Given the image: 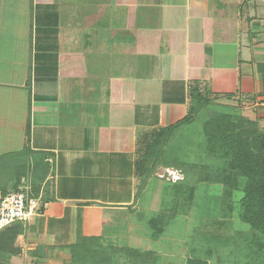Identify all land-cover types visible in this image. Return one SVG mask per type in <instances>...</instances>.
Returning a JSON list of instances; mask_svg holds the SVG:
<instances>
[{
    "label": "crops",
    "instance_id": "obj_1",
    "mask_svg": "<svg viewBox=\"0 0 264 264\" xmlns=\"http://www.w3.org/2000/svg\"><path fill=\"white\" fill-rule=\"evenodd\" d=\"M224 100L264 130V0H0V171L41 207L0 264L128 232L148 160Z\"/></svg>",
    "mask_w": 264,
    "mask_h": 264
},
{
    "label": "rangeland",
    "instance_id": "obj_2",
    "mask_svg": "<svg viewBox=\"0 0 264 264\" xmlns=\"http://www.w3.org/2000/svg\"><path fill=\"white\" fill-rule=\"evenodd\" d=\"M213 114L243 115L232 101L204 104L162 154L154 153L160 159L148 160L150 171L158 166L129 231L86 242L71 264H189L191 259L208 264H264L263 238L241 219L243 193L234 189L230 195L223 183L206 178L223 166L209 149L206 126ZM9 176L1 169L0 198L2 192L29 194L27 180L20 177L15 182V176ZM182 185L185 189L180 190ZM1 252L7 262L5 257L18 251L8 245Z\"/></svg>",
    "mask_w": 264,
    "mask_h": 264
},
{
    "label": "trees",
    "instance_id": "obj_3",
    "mask_svg": "<svg viewBox=\"0 0 264 264\" xmlns=\"http://www.w3.org/2000/svg\"><path fill=\"white\" fill-rule=\"evenodd\" d=\"M206 129L209 149L223 162L215 176L208 174L206 178L215 183H223L230 195L234 189L243 193L241 219L261 235L263 240L260 248L264 249V130L256 121L239 114H213ZM209 170L206 168V171ZM179 189L185 188L182 185ZM2 194L5 195L6 192ZM0 230V250L3 251L8 245L14 248L21 227L12 225ZM82 247L83 245L80 248ZM76 251L77 249L74 253ZM189 264L208 263L191 259Z\"/></svg>",
    "mask_w": 264,
    "mask_h": 264
},
{
    "label": "built area",
    "instance_id": "obj_4",
    "mask_svg": "<svg viewBox=\"0 0 264 264\" xmlns=\"http://www.w3.org/2000/svg\"><path fill=\"white\" fill-rule=\"evenodd\" d=\"M40 208L39 200L25 191L7 193L0 198V229L28 222Z\"/></svg>",
    "mask_w": 264,
    "mask_h": 264
}]
</instances>
